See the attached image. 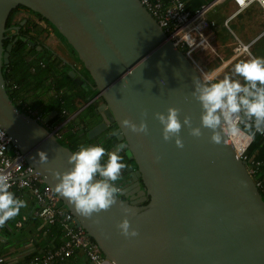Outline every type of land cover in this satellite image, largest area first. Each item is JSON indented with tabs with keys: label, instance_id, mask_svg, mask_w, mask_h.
Masks as SVG:
<instances>
[{
	"label": "water",
	"instance_id": "water-1",
	"mask_svg": "<svg viewBox=\"0 0 264 264\" xmlns=\"http://www.w3.org/2000/svg\"><path fill=\"white\" fill-rule=\"evenodd\" d=\"M20 6L44 14L97 90L69 119L103 100L132 154L136 185H143L144 203L134 201L136 194L133 201L118 195L116 204L92 218L78 215L57 194L102 254L112 264H264V197L230 139L216 145L207 129L195 138L184 127L182 149L162 139L153 113L166 114L168 106L180 110L181 123L186 114L199 125L201 107L190 93L192 77L200 72L141 0H0V125L35 173L53 189L52 169H67L73 148L61 142L56 129L22 113L6 89L4 66L12 42L5 47L4 41L22 34L18 29L5 34L7 20ZM19 95L32 102L27 93ZM142 110L147 135L120 123L125 117L139 123ZM38 150L46 152V163L39 162ZM122 207L131 209L127 218L138 236L126 239L116 228L126 215Z\"/></svg>",
	"mask_w": 264,
	"mask_h": 264
},
{
	"label": "clouds",
	"instance_id": "clouds-1",
	"mask_svg": "<svg viewBox=\"0 0 264 264\" xmlns=\"http://www.w3.org/2000/svg\"><path fill=\"white\" fill-rule=\"evenodd\" d=\"M187 42L190 47L194 45L191 40ZM192 83L190 95L201 107L199 125L193 126L191 117L186 114L181 123L180 110L174 106H168L166 114L154 112V117L162 125L161 135L165 142L174 140L176 147L182 149V127L195 138H200L202 129H207L209 142L216 145H224L230 138L252 140L256 133L264 134V57L250 55L247 59H240L232 65L231 73L222 76L219 71L211 74L201 71L199 76L192 77ZM146 115L142 110L139 123L127 117L120 123L133 133L147 135L148 126L143 119ZM125 148L122 143L114 150H107L100 144H79L78 149L67 156L70 165L67 169H52L56 178L53 191L65 198L82 217L92 218L94 213L98 216L109 210L116 204L121 191L116 182L127 167L120 155ZM37 156L41 163L48 161L44 151L38 150ZM10 179V174L0 172V227L27 207L26 201L10 191ZM121 210L126 215L116 223V228L126 239L138 236L137 229L127 218L131 209L122 207Z\"/></svg>",
	"mask_w": 264,
	"mask_h": 264
},
{
	"label": "built area",
	"instance_id": "built-area-1",
	"mask_svg": "<svg viewBox=\"0 0 264 264\" xmlns=\"http://www.w3.org/2000/svg\"><path fill=\"white\" fill-rule=\"evenodd\" d=\"M196 0H141L146 9L157 20L159 26L169 35V38L183 49L184 54L194 63L197 70L201 72L197 62L192 59V50L197 47H204L207 39L203 32V17L209 5L202 4L194 6ZM221 0H212L210 5ZM238 8H243L251 2H256L264 10L262 0H232ZM8 30L27 34L30 38H39L52 42L58 47H66V44L44 14L29 8L17 7L12 10L7 20ZM194 42L192 47L187 41ZM243 48V47H242ZM244 47L243 49H245ZM68 50V48H67ZM70 61L67 74L71 78L70 87L80 85L86 90L92 88L89 72L80 66L75 68L76 58ZM68 64V63H67ZM44 84V83H43ZM45 86V87H44ZM36 91L44 97L53 94V86L49 83ZM16 89V86H13ZM47 93V95H45ZM102 123H113L110 109L103 104L98 108ZM39 118L38 116H36ZM122 135V134H121ZM120 134L118 139L122 138ZM264 140V134L256 133ZM122 140V139H121ZM254 139L248 140L245 137L230 138L235 152L245 164L248 174L254 184L264 197V162L248 153V149ZM129 159L133 160L132 154L127 151ZM0 172L10 174V191L15 190V195L26 201L31 197L36 203V214L41 216L47 223L54 224L62 229L65 240L56 248L49 249L42 257V264L50 262H66L79 248L85 252L93 264H112L100 251L94 238L86 230L77 227L74 215L69 211L53 189L43 181L42 177L35 173L33 166L27 161L16 144L12 142L10 135L0 125ZM27 192H26V191ZM138 197L135 201H139ZM20 223H18L19 225ZM1 260V258H0Z\"/></svg>",
	"mask_w": 264,
	"mask_h": 264
},
{
	"label": "crops",
	"instance_id": "crops-1",
	"mask_svg": "<svg viewBox=\"0 0 264 264\" xmlns=\"http://www.w3.org/2000/svg\"><path fill=\"white\" fill-rule=\"evenodd\" d=\"M211 1L196 0L194 3V6L209 5L203 17L207 43L203 48L192 50V59L199 68L208 74L219 71L222 76L231 73L232 65L240 59H247L250 55L264 57V10L259 4L251 2L238 8L232 0H221L210 5ZM24 40L26 44L33 45L28 43V40L33 42L32 39ZM49 43L50 49L58 54L68 51L64 46L58 48V45ZM196 50L205 51V55L195 59L193 52ZM29 110H33L32 105ZM12 192L16 193L15 190ZM26 203L27 207L22 208L19 215L0 227V264H42L41 259L47 250L58 247L65 240L61 228L47 223L36 214L37 206L31 197L27 198ZM62 264L93 263L83 250L77 248Z\"/></svg>",
	"mask_w": 264,
	"mask_h": 264
},
{
	"label": "trees",
	"instance_id": "trees-1",
	"mask_svg": "<svg viewBox=\"0 0 264 264\" xmlns=\"http://www.w3.org/2000/svg\"><path fill=\"white\" fill-rule=\"evenodd\" d=\"M10 41L12 42V46L9 51L8 59L9 62L10 60L12 61L4 66L6 89L8 93L10 94L12 91H16L19 95V92L26 84H30L31 88L35 89V86L43 81L52 82L55 88V94L49 98H43L42 95H38L40 100L32 105V113L28 114L31 117H36V115L43 117L48 116L52 111H57L61 107L67 114H71L80 106L87 103L97 93V90L93 88L86 90L79 85L69 88L71 78H69L66 72L67 63L60 58V53L58 54V52L50 48H44L39 44L25 45L24 39L22 40L23 42L13 39L5 40L4 46L6 47ZM13 86H16V89H14ZM99 101L100 99L96 100L94 104L97 105ZM88 114L89 111L83 109L74 119L71 129H73L76 134L79 127L89 132L84 124V119H86L85 116H88ZM111 124L112 125L108 127H117L114 123ZM117 143L119 144L120 142ZM248 153L264 162V140L259 135L254 137L248 149ZM131 170L133 171L132 168ZM56 263L62 264V262Z\"/></svg>",
	"mask_w": 264,
	"mask_h": 264
},
{
	"label": "flooded vegetation",
	"instance_id": "flooded-vegetation-1",
	"mask_svg": "<svg viewBox=\"0 0 264 264\" xmlns=\"http://www.w3.org/2000/svg\"><path fill=\"white\" fill-rule=\"evenodd\" d=\"M13 33L14 32L8 31L5 34L10 35ZM22 35L25 37L24 39H33V38H30L27 34H25L23 32L19 36V39H15V37L13 39L14 40H20L21 42H23L22 41L23 39L20 38ZM7 40H10V38H8ZM33 40H36L34 45L39 44L40 46H42L44 48H51L50 44H48L46 41H44L42 39L35 38ZM25 45H26V42H25ZM68 51H70V50L68 49ZM70 53L73 57L76 58L75 59L76 60L75 68L78 69L80 66L84 67V65L74 55V53L71 51H70ZM68 64L70 65V62ZM84 69H86V68L84 67ZM51 84H52V82H51ZM36 86H35V89L31 88L32 93H29L27 90L24 89L25 93H27L30 97H32V102H29V103H31V105L37 103L40 100L38 95H41V94H39L36 91ZM52 86H53V84H52ZM79 86H81V84ZM73 87H70V84H69V88H73ZM83 89H85V88H83ZM20 92H22V91H20ZM54 94H55V88L53 86V94L52 95H54ZM52 95H49L47 97L43 96V98H49ZM103 104H105L104 101L100 99V101L97 105H95L93 103V105L91 104L90 106L84 108V109L89 111L88 116L86 115L85 116L86 119H84V124L88 128L89 132H87L86 130H82L81 127H79V130L76 134V132L73 129H71V125L74 122V119L76 118V116H78V114L81 111L75 117L69 119L70 115L72 113L67 114V112L64 111V109L62 107L60 109H58L57 111L53 112V114H50L49 116H47V118H45V120H42L41 123L46 127L52 128L58 122V120L63 117V120H61L59 122L58 126L53 128V129H56V133L58 134V136L65 138L66 142L68 144H69L70 140H73V141H71V142H73L72 145H70V144L68 145V146H71L73 148V151H76L78 149V145L81 143H84V144H100L107 150H114L115 146L118 144L117 142L121 143L123 141V139L121 138L122 140L120 139V141L118 139V135L119 134L121 135V132L118 130V127H114V126H112L111 128L108 127L109 125H112V124H107V125L105 124V126L102 127V126H100V122H99V125H97V122L99 121V117H100V110H101V109L98 110V108L100 106H102ZM28 111H29L28 113H32V110H28ZM38 116H40V115H38ZM50 118H53V120H51ZM105 135H107V138ZM112 139H115L113 146H112ZM107 142H110V146H112V147L109 148V146H107ZM125 151H126V153H125ZM127 151H128V149L125 148V150L123 152H121L120 155L123 156L124 163L127 164V167L122 172L126 171V172L130 173L128 175L129 180H127V182H126L127 187H122V186H120V183L116 182L117 186L121 189V191L118 195H120L123 198L126 197L130 201H133L134 199L132 198V195L136 194V195H138V197L141 198L139 201H136V202L142 204L145 202L143 185H141V183L136 185V181H139V176H138V173L136 172V170L132 168V160H131V162H129V156L127 154ZM129 164H130V167H129ZM131 168L133 169V171L131 170Z\"/></svg>",
	"mask_w": 264,
	"mask_h": 264
},
{
	"label": "rangeland",
	"instance_id": "rangeland-1",
	"mask_svg": "<svg viewBox=\"0 0 264 264\" xmlns=\"http://www.w3.org/2000/svg\"><path fill=\"white\" fill-rule=\"evenodd\" d=\"M208 13V12H207ZM207 13H206V16H207ZM20 38H22V39H24L25 37L22 35ZM19 39V38H18ZM48 44H50L48 41H46ZM59 48V47H58ZM198 48H203V47H198ZM205 55V51H200V50H196L195 52H193V57L195 58V59H201L203 56ZM60 58H62L63 60H65L67 63H69L70 61H74V59H73V56L71 55V53H70V51H66V52H60ZM12 60H10V62H11ZM9 62V63H10ZM75 64H76V62H75ZM68 66L70 67V65L69 64H67L66 65V72H67V68H68ZM6 75H8V74H6ZM71 81V80H70ZM44 83V84H43ZM45 83H49V84H51V82H49V81H43V82H40L37 86H38V88H41L42 86H44L45 85ZM71 83V82H70ZM52 85V84H51ZM36 86V87H37ZM45 87V86H44ZM24 89L25 90H27L29 93H32V91H31V85L30 84H26L25 86H24V88L21 90V91H23V92H25L24 91ZM45 95H47V93H45ZM10 96H11V99L13 100V103L18 107V108H20V110L22 111V113H25V114H30V113H28L29 111V109H30V107H31V103H29L27 100H25V99H22L21 97H20V95H18L17 93H16V91H12L11 93H10ZM53 112V111H52ZM51 112V113H52ZM55 112V111H54ZM36 116H38V115H36ZM39 118V121L41 122L42 120H45V118H47V116H38ZM51 120H53V118H50ZM49 120V119H48ZM61 120H63V118H61V119H59L58 120V122L52 127V128H50V129H53V128H55V127H57L58 126V124H59V122L61 121ZM50 121V120H49ZM99 122H100V125H101V121H100V119H99ZM108 124V123H107ZM106 124V125H107ZM97 125H99V123L97 122ZM119 130V129H118ZM120 131V130H119ZM106 136V138H107V135H105ZM58 138L61 140V142L64 144V145H72V143L73 142H71V141H73V140H71V141H69V144L66 142V139L65 138H62L61 136H58ZM114 140L115 139H112V146H113V144H114ZM107 146H109V148L110 147H112V146H110V142H107ZM129 162H131V159H129ZM130 173H128V172H126V171H124V172H122L121 173V179L119 180V181H117V183H120V186H122V187H127V180H129L128 179V175H129Z\"/></svg>",
	"mask_w": 264,
	"mask_h": 264
},
{
	"label": "bare ground",
	"instance_id": "bare-ground-1",
	"mask_svg": "<svg viewBox=\"0 0 264 264\" xmlns=\"http://www.w3.org/2000/svg\"><path fill=\"white\" fill-rule=\"evenodd\" d=\"M130 152V151H129Z\"/></svg>",
	"mask_w": 264,
	"mask_h": 264
}]
</instances>
